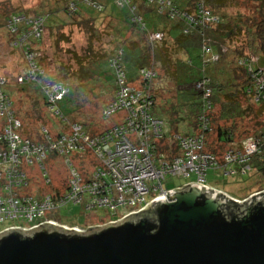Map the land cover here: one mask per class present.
Instances as JSON below:
<instances>
[{
    "label": "trees",
    "instance_id": "16d2710c",
    "mask_svg": "<svg viewBox=\"0 0 264 264\" xmlns=\"http://www.w3.org/2000/svg\"><path fill=\"white\" fill-rule=\"evenodd\" d=\"M80 1L83 5L78 4ZM108 1L63 0L62 9L51 11V14H62L57 19H51L54 22L52 24H48L47 14L38 11L17 10L5 16L4 26L8 28V20L31 12L32 16L37 15L30 18L32 21L39 16L43 18L44 28L38 37L31 34L33 24H21L18 32H10L8 28L11 35L9 47L20 50L25 68L13 79L0 76V96L5 103H9L7 110L11 112L1 115L0 121L6 125L9 123L8 117L10 121L15 118L20 120L17 116L20 111L13 113L12 96L21 99L23 94L29 96V108L37 114L24 109L22 118L25 122L18 132L35 145L41 144L47 148L42 160L34 158L31 163L37 169L34 175L39 172L38 182L41 186L37 195L24 190L35 179L34 175L27 172L28 164H24L22 168L26 175L15 189L17 197L40 198L53 194L52 173L47 158L48 154H60L48 150L49 146L43 144L69 134L74 125L80 126L90 137L97 136L102 131L99 115H103L104 108L123 87L143 92H174L172 111L185 114L183 105L186 102L190 117L194 120L192 127L196 131H199L200 118L208 119L205 131L207 143L204 147L213 156L221 157L213 168H221L226 174L242 175L253 168L256 172L264 173V121L259 123L257 120L259 113L264 115V92L254 84L256 78L264 77V66L261 65H264V0H203L201 8L198 6L201 0H118L129 7L123 16L119 35L115 27L110 25L112 15L106 14L109 12L106 10ZM81 11L89 14L85 17L79 13ZM96 12L105 13L102 20L108 21L110 31L107 34L98 35L94 31ZM67 24L84 28L87 32L86 44L81 52L71 48L62 51L60 42L70 43V38L62 32ZM48 29L57 36V48L52 49L51 55L38 47ZM153 34H159L160 37L153 38ZM105 35H109L110 39L104 38ZM20 36L23 38L20 44L12 46L11 41ZM234 39L239 44L233 49L223 44V41L232 42ZM104 40L108 41L110 49L96 46ZM247 49L250 51L247 52ZM252 54L257 57L256 61L251 59ZM29 70H33L32 75H29ZM121 71L125 74L123 80L119 77ZM147 71L153 74L151 80L144 76ZM138 79L142 87L133 83ZM198 83L202 84L200 88H197ZM52 86H61L65 92L54 103H50V94L54 93ZM208 89L210 97L205 98L203 93ZM36 92L44 95L41 101H38ZM111 94L112 97L107 101ZM146 97L156 117L169 112L157 105L156 95L151 93ZM41 103L61 120L55 126L57 131L54 133L46 127L48 123H44L46 126L40 125V132L36 135L33 131L32 122H43L44 119L37 116ZM62 104L75 109L67 111L61 108ZM27 119L30 122L27 123ZM86 120L93 125L90 131L83 127ZM258 126L261 128L259 131L256 129ZM43 127L46 132L41 131ZM249 130L254 132L248 133ZM212 133L216 135L215 142L208 143V136ZM250 136L258 142L257 150L244 162H227L225 155L232 151L239 156L242 139ZM7 145L6 140H0L1 149L6 150ZM218 147L223 151L217 153ZM20 160L21 164L27 163L24 155L20 156ZM243 169L246 170L242 172ZM23 204L27 205V202ZM231 205L232 210L237 207L235 203ZM43 218L35 216L32 222ZM20 219L29 222L24 217Z\"/></svg>",
    "mask_w": 264,
    "mask_h": 264
},
{
    "label": "built area",
    "instance_id": "2783aa9c",
    "mask_svg": "<svg viewBox=\"0 0 264 264\" xmlns=\"http://www.w3.org/2000/svg\"><path fill=\"white\" fill-rule=\"evenodd\" d=\"M198 6L199 8L203 6V0L199 2ZM23 23L33 24L31 34L34 37H38L44 32L43 18L41 16L37 17L35 21L26 16L25 18L21 16L14 17L12 20H8V28L10 32H18V27ZM152 37L158 38L160 35L153 34ZM22 39L21 36L16 38L11 41V45L17 47ZM251 57L253 61L257 60L256 56L254 58V54ZM28 73L32 75L33 70H29ZM152 75L150 71L144 74L147 79ZM124 76V72L121 71L120 79L123 80ZM255 83L260 87V91L264 92V77L259 76L254 81ZM201 86L202 84H197V88ZM52 90L54 93L50 94V103L58 101L65 93L61 86H52ZM146 95L142 90L123 87L116 93L115 99L102 112L103 116L108 118V116L117 111L123 110L125 115L119 124L92 138L83 132L80 126L74 125L69 134L51 139L50 143L43 144L48 145V150L50 151L68 156L65 162L68 166L69 180L63 192H58L55 189L52 195H45L40 198L17 197L15 189L25 178L26 173L22 168L24 164H28V167H31L34 158L37 161L42 160L45 156L44 151H47V148L41 144L35 145L22 137L18 132L21 128L20 122L16 119L10 121V117H8L9 123L0 125V140L8 142L5 147L6 150L0 148V221L17 220L20 217H24L29 222H32L35 216L43 218L47 211L64 206L69 201L82 205L85 212L98 208H107L113 211L117 206L126 205L133 207V210L122 216L121 219H123L131 213L140 212L149 203L159 198L164 197L165 201H169L166 193L182 186L172 189L164 188L163 181L168 175L189 177L194 174L196 179L190 183L218 191L214 187L205 184L206 173L210 168L217 165L212 153L202 152L204 150L203 140L205 131L208 128V119L203 120L200 118L198 134L177 135L178 147L181 150L180 154L175 155L171 160L164 159L163 161L161 159L162 153L158 156L155 155L156 144L154 145L153 140L162 139L165 136L166 124L162 118L156 117L152 113L150 101ZM203 97H210V89L203 93ZM8 105L9 103H5L2 96H0V116L6 113L11 114L10 110H7ZM51 108H53V104ZM41 131L46 132V129L43 127ZM132 132L136 133L133 134ZM132 134L136 136L135 142L140 158V160L138 158V161L132 159V155L136 156V150L130 144V135ZM149 136L153 137L149 138ZM257 147L258 142L256 139L252 136L247 137L242 141L240 155L237 156L235 153H231L232 151H229L225 155V160L227 162L234 160L244 162L248 160L249 155L257 150ZM89 150L97 153V162L102 163V165H96L90 175H88L89 171H86V177H83L74 162L70 160L69 155L75 153V157L79 159ZM21 155L25 156L27 163H20ZM124 157H126V160H124ZM246 169H243L242 172ZM148 182L152 183L151 188L148 186ZM151 191L154 194L148 197ZM222 193L233 200L243 202L250 196L260 192L253 193L244 199L234 198L223 191ZM24 202H27V205H24ZM119 219L118 217L114 218L108 224L117 223L121 220ZM44 223L54 224L55 226L78 232H85L94 228L86 229L76 225L72 226L53 218L44 217L38 222H32L29 226H8L0 230V234L10 229L30 231Z\"/></svg>",
    "mask_w": 264,
    "mask_h": 264
},
{
    "label": "water",
    "instance_id": "95a60500",
    "mask_svg": "<svg viewBox=\"0 0 264 264\" xmlns=\"http://www.w3.org/2000/svg\"><path fill=\"white\" fill-rule=\"evenodd\" d=\"M262 193L238 202L188 184L85 232L10 229L0 234V264H264Z\"/></svg>",
    "mask_w": 264,
    "mask_h": 264
},
{
    "label": "rangeland",
    "instance_id": "374dc122",
    "mask_svg": "<svg viewBox=\"0 0 264 264\" xmlns=\"http://www.w3.org/2000/svg\"><path fill=\"white\" fill-rule=\"evenodd\" d=\"M63 0H0V76H5L7 79L15 76H19L21 72L24 71L25 68V60L23 58L22 61V54L20 53L19 49H12L10 48L8 44V39L11 37V35L8 32V28L4 26L5 24V16L9 15L10 13L17 11V10H29V11H38L42 12L45 15L47 14L48 24L54 23L51 19H57V16H61V12H54L51 14V11H57L58 9H62ZM79 5H83V2H79ZM81 10V9H80ZM106 10L109 12L106 14L112 15L113 20H109L111 23V26H114L116 29V34L119 35L120 27L122 26V19L123 16L125 17L126 12H128L129 7L128 5H125L118 0H109L106 5ZM59 11V10H58ZM83 16L87 17V13L85 12H79ZM36 14L32 16V13L29 12L26 14L27 18H33ZM105 13L100 14L99 12H96L94 19L93 27L94 31L98 34H107L108 31H110V28L107 26L106 20H102ZM37 16V15H36ZM50 16V17H49ZM17 17V16H16ZM22 18H25L24 14H21ZM70 23V20L68 18H65ZM62 32L64 36H68L70 38V43L67 44L64 41L60 42V47L62 48V51L66 48L75 49L76 51L81 52V50L84 48L86 44V35L87 32L83 28H79L76 25L73 24H67L63 29ZM56 35L54 36L52 34V31L50 29L47 30L45 33L41 45L38 47L41 48L42 52L47 53L48 55L52 53V49H56ZM107 40L110 39V36H104V38H107ZM103 39V37H102ZM107 40H104L96 46H102L105 49H110L111 46L107 44ZM155 41V40H154ZM156 42V41H155ZM234 42V43H232ZM232 42L229 41H223V44L227 46L228 48H234L236 44L238 45L239 41L234 39ZM250 51L247 49V52ZM255 58V55H254ZM126 60V58H125ZM264 66L263 64H261ZM153 78V75L151 76ZM150 77V78H151ZM148 78L149 80H151ZM137 87H142L141 82L136 80L133 81ZM31 92H34L32 90ZM148 95L154 94L156 95L155 101L157 102L158 106H161L162 108L168 110L166 113L160 115L166 124V134L165 136L160 139L153 140L154 145L156 144L155 149V155H161V159L165 160H171L175 155L180 154V148L178 147V139L177 135L184 136V135H190V134H198L199 132L196 131L192 125L194 124V120L192 119L190 111H188L187 107L188 105L184 103L183 109L185 114L181 112H173L172 108L173 104L171 102H175L174 99V92H145ZM38 97V101H41L44 97V95L40 92H36L35 94ZM16 96V95H15ZM112 97V94L108 96L107 101ZM22 98H13V113L17 110L20 111V113L17 115L18 118H15L20 122L21 125H23V122H25L22 118L23 110H28L29 113L37 114L30 110L29 106L31 105L29 102V96L22 95ZM187 105V106H186ZM66 106V107H65ZM62 104L61 108L66 109L67 111H71L75 108H71V105H65ZM32 107V106H31ZM43 107V108H42ZM24 110V111H25ZM22 111V112H21ZM39 117L42 119L44 118L47 122L44 121V119L37 120L35 122H32L34 124L33 131H35V135L37 132H40V125L44 123H48L49 126L46 127L49 128V131L51 133H54L57 131L55 126L60 123V119L54 115L50 110H46L44 108V104L41 103V110L38 111ZM100 113V112H99ZM76 115V114H75ZM125 112L123 110H119L116 113L108 116L103 117L102 114L99 115V123L102 125L101 129L98 134L100 135L107 131L108 129L116 126L122 121V117H124ZM178 115V117H177ZM74 116V115H73ZM257 120L259 123L264 121V115L262 113H259V116L257 117ZM40 121V122H39ZM30 122L27 119V123ZM3 124L2 121H0V125ZM197 126V125H196ZM23 127V126H22ZM83 127L87 130L91 129L93 125L89 123L88 120L85 121L83 124ZM258 131L261 129L260 126L256 128ZM90 131V130H89ZM254 130H249L248 133H252ZM135 134L136 132H132ZM247 132L243 133L246 134ZM130 135L131 137V146L136 150V156L132 155V159L135 161H138L139 158V152L137 151V144L135 142V135ZM153 136H149V138H152ZM92 138V137H91ZM216 135L215 133H212L208 136V143L209 142H215ZM243 141V139H242ZM207 143V136L204 137L203 140V146H205ZM217 153L222 152L223 150L218 147ZM203 153L210 154L208 150L204 147ZM138 155V156H137ZM264 156V152L262 154ZM68 156L59 155V156H51L48 154L47 162L51 165L48 166L49 171L52 173V179L53 180V187L52 190L55 189L58 192H63L67 185H68V166L65 162V159ZM70 160L74 162L77 169L80 171L81 175L83 177L85 176V172L89 171L88 175L93 171L94 167L96 165L100 166L102 163L97 162L98 156L97 153H94L92 150H89L84 156H81L79 159L75 157V153L69 155ZM86 157V158H85ZM215 160L219 162L220 156L217 157L214 155ZM85 158V159H84ZM124 160H126V157H124ZM140 160V158H139ZM99 163V164H98ZM31 167L27 168V172H29L31 175H34V171H37L35 165H31ZM122 175L123 172L121 171ZM39 174V172H38ZM38 174L36 173L34 175L35 179H32V183L28 187H24V190H28L31 193L37 195V190L41 186V183L38 182ZM68 177V178H67ZM196 179V176L194 174H191L189 177H183V176H167L165 180L163 181V187L172 189L176 188L178 186H185L186 184L194 181ZM126 181V179H124ZM205 184L210 185L211 187H214L216 190L222 193L225 192L229 194L230 196L237 198V199H244L248 197L249 195L255 193V192H261L264 191V173L256 172V170L253 168L250 172L245 174H226L223 169L221 168H210L208 172L205 175ZM148 186L151 188L152 183H147ZM192 184V183H190ZM220 188V189H219ZM46 190V189H45ZM44 190V191H45ZM154 192H150L148 197L153 196ZM133 207H130L129 205L119 207L117 206L115 210H109L107 208H98V209H91L89 211H84V208L80 204H74L72 201H69L66 205L49 210L45 214V218H53L58 220L59 222L66 223L68 225H76L82 228H97L104 226L105 224H108L110 220L114 218H122L125 214H128L131 210H133ZM119 219V220H120ZM42 219H35V222H38ZM32 222H28L24 219H17V220H7L3 223H0V230H2L6 226L11 225H23V226H29Z\"/></svg>",
    "mask_w": 264,
    "mask_h": 264
},
{
    "label": "crops",
    "instance_id": "0c3cea01",
    "mask_svg": "<svg viewBox=\"0 0 264 264\" xmlns=\"http://www.w3.org/2000/svg\"><path fill=\"white\" fill-rule=\"evenodd\" d=\"M220 189V188H219ZM223 191H225V190H223Z\"/></svg>",
    "mask_w": 264,
    "mask_h": 264
}]
</instances>
